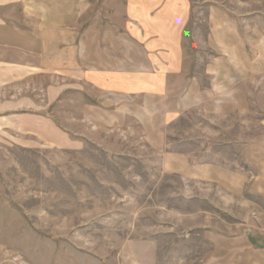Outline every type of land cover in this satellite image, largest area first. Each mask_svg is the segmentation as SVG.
Masks as SVG:
<instances>
[{
  "label": "rangeland",
  "instance_id": "374dc122",
  "mask_svg": "<svg viewBox=\"0 0 264 264\" xmlns=\"http://www.w3.org/2000/svg\"><path fill=\"white\" fill-rule=\"evenodd\" d=\"M187 1L189 63L196 23L205 35L211 9L236 19L252 55L263 50L264 0ZM84 2L88 17L116 19L125 0ZM253 59L246 70L251 111L222 118L190 112L170 126L173 150L204 148V158L239 168L244 142L264 145V51L261 62ZM16 81L4 91L0 84L2 96L18 113L50 119L60 134L47 125L0 131V264H236L229 253L216 258L214 235L224 252L229 237L251 231L264 244V193L255 180L249 190L239 181L167 171L163 152L147 143L139 125L87 128L84 95L68 86L66 75ZM53 86L64 90L53 97Z\"/></svg>",
  "mask_w": 264,
  "mask_h": 264
},
{
  "label": "crops",
  "instance_id": "0c3cea01",
  "mask_svg": "<svg viewBox=\"0 0 264 264\" xmlns=\"http://www.w3.org/2000/svg\"><path fill=\"white\" fill-rule=\"evenodd\" d=\"M190 6L187 0H125L116 19H98L88 17L84 0H0L3 91L20 78L64 74L68 86L84 95L87 128L133 130L137 124L147 143L163 152L167 171L239 181L249 190L255 180L264 193V151L255 152L263 144L244 142L239 168L204 158V148L198 154L169 144L170 126L190 112L211 118L248 114V61L261 62L264 51L263 45L252 55L236 19L211 9L205 35L196 23L192 42L197 50L189 63L184 41ZM63 90L53 86L49 93L55 97ZM4 94L0 92V131L35 132L47 125L59 138V127L50 119L16 112L17 104ZM61 139L75 144L68 135ZM253 164L255 172L249 168ZM251 232L229 237L227 252L220 235H214L216 258L229 253L236 264H264V244Z\"/></svg>",
  "mask_w": 264,
  "mask_h": 264
}]
</instances>
